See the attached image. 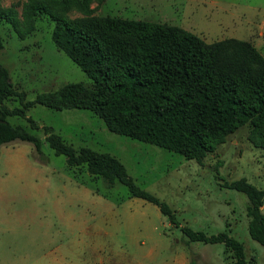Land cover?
Wrapping results in <instances>:
<instances>
[{
    "label": "rangeland",
    "instance_id": "374dc122",
    "mask_svg": "<svg viewBox=\"0 0 264 264\" xmlns=\"http://www.w3.org/2000/svg\"><path fill=\"white\" fill-rule=\"evenodd\" d=\"M66 18L86 16L79 0H36ZM30 0H0V62L17 90L32 99L64 82L90 78L51 40L52 20ZM90 15L166 22L205 41L237 37L264 56V0H87ZM9 106L19 100L9 99ZM24 118L8 116L41 140L40 152L25 140L0 144V264H229L222 242L187 240L180 225L205 234L225 230L246 257L264 264V246L246 228L245 194L222 185L241 176L264 189V148L243 124L213 143L198 162L178 152L115 133L86 108L54 109L40 103ZM50 126L74 147L117 156L135 182L164 200L172 223L158 207L131 196L120 182L105 186L84 166H67L44 141ZM261 210L264 213V196Z\"/></svg>",
    "mask_w": 264,
    "mask_h": 264
},
{
    "label": "trees",
    "instance_id": "16d2710c",
    "mask_svg": "<svg viewBox=\"0 0 264 264\" xmlns=\"http://www.w3.org/2000/svg\"><path fill=\"white\" fill-rule=\"evenodd\" d=\"M29 6L52 20L50 37L90 78V83L64 82L52 90L24 99L13 87L7 67L0 62V144L25 140L40 152L41 140L8 116L24 118L34 103L54 108H86L115 133L152 143L200 162L213 143L240 125L249 124L253 142L264 148V56L248 40L223 37L205 41L179 25L114 15L93 16L87 0H79L86 16L66 18L36 0ZM0 16L16 28L12 15ZM3 46L0 37V48ZM18 99V105L6 101ZM44 141L55 154H63L67 166H84L105 186L124 184L128 194L154 203L175 223L168 204L139 186L122 161L107 151L74 147L50 126L43 125ZM224 186L245 194L247 232L264 246V189L245 177L223 181ZM187 240L222 242L229 264H254L243 244L222 230L205 234L180 225Z\"/></svg>",
    "mask_w": 264,
    "mask_h": 264
}]
</instances>
